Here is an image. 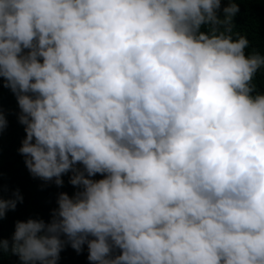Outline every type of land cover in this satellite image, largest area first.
Masks as SVG:
<instances>
[{
	"label": "clouds",
	"instance_id": "obj_1",
	"mask_svg": "<svg viewBox=\"0 0 264 264\" xmlns=\"http://www.w3.org/2000/svg\"><path fill=\"white\" fill-rule=\"evenodd\" d=\"M221 6L0 0L18 151L34 177L62 186L71 172L78 189L51 222L17 221L0 253L58 264L86 244L93 264H264V55L231 34L238 3ZM22 201L0 194V221Z\"/></svg>",
	"mask_w": 264,
	"mask_h": 264
},
{
	"label": "trees",
	"instance_id": "obj_2",
	"mask_svg": "<svg viewBox=\"0 0 264 264\" xmlns=\"http://www.w3.org/2000/svg\"><path fill=\"white\" fill-rule=\"evenodd\" d=\"M231 0H222L218 15L223 17V7ZM239 12L234 17L232 35L247 37L249 47L246 53L253 51L264 55V0H235ZM258 92H264V68H261L253 79ZM0 110L8 120V126L0 134V189L4 199L11 197L17 189L23 196L15 210H9L7 216L0 221V239H11L17 221L43 219L51 222L52 210L58 207L57 199L61 192L74 195L78 190L70 184L71 172L64 174L62 186L55 184V178L45 181L34 177L26 167L25 156L19 153L22 141L26 138L25 125L19 122L20 108L15 94L4 87V79L0 78ZM82 167V165H79ZM97 174L93 179H102ZM91 238V237H90ZM61 239H66L62 236ZM88 247L85 244L82 252H77L70 244L60 253L58 264H93L88 260ZM0 264H22L19 258L7 252L0 253Z\"/></svg>",
	"mask_w": 264,
	"mask_h": 264
}]
</instances>
